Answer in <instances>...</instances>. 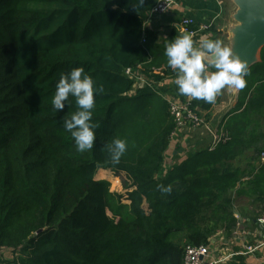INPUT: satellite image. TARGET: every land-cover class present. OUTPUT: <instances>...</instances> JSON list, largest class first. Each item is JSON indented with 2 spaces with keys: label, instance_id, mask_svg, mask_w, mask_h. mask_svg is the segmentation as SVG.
<instances>
[{
  "label": "trees",
  "instance_id": "1",
  "mask_svg": "<svg viewBox=\"0 0 264 264\" xmlns=\"http://www.w3.org/2000/svg\"><path fill=\"white\" fill-rule=\"evenodd\" d=\"M156 2L0 0V249L16 255L5 264H180L185 246H209L218 231L231 237L238 198L264 214V163L248 158L240 169L264 143V47L217 127L227 139L166 170L175 125L163 83L176 76L167 64L152 73L141 42ZM78 66L102 89L85 152L63 128L75 98L61 112L51 104L60 74ZM140 67L149 86L135 88L124 72ZM219 101L193 99L191 109L210 124ZM114 139L127 142L118 164L106 147ZM99 171L123 176L126 193L111 192Z\"/></svg>",
  "mask_w": 264,
  "mask_h": 264
},
{
  "label": "clouds",
  "instance_id": "2",
  "mask_svg": "<svg viewBox=\"0 0 264 264\" xmlns=\"http://www.w3.org/2000/svg\"><path fill=\"white\" fill-rule=\"evenodd\" d=\"M142 3L143 0H140ZM164 55L167 65L175 72L174 83L182 96L206 103H214L225 88L243 89L248 75L246 63L219 39L202 38L197 45L192 33H182L173 39L165 38ZM51 100L56 112L64 110L75 98L76 111L70 119L63 121V128L71 134L76 150L85 152L93 149L98 122H93L95 95L102 89L95 86L92 76L83 66L61 73ZM112 163L118 164L127 150V142L114 139L106 145ZM163 194H170L171 186L157 185Z\"/></svg>",
  "mask_w": 264,
  "mask_h": 264
},
{
  "label": "crops",
  "instance_id": "3",
  "mask_svg": "<svg viewBox=\"0 0 264 264\" xmlns=\"http://www.w3.org/2000/svg\"><path fill=\"white\" fill-rule=\"evenodd\" d=\"M235 12V6L230 0H177V5L173 7L167 14L162 16H153L147 19V14L144 22V29L146 35V43L152 50V55L149 57V63L155 60V66L151 70L154 74H159L167 64V57L164 55V46L166 43L165 38L168 40L173 39L176 35H181L183 31L180 28V22L182 19H192L194 21L193 29L197 32L194 40L197 45L202 38L219 39L226 46L228 39V29L234 24L232 21V15ZM203 27H207L206 30H201ZM225 36L227 38H225ZM139 76L143 81H146L143 75V67L138 70ZM174 78L169 77L163 83V86L167 88V95L164 97L166 100H180L182 96L178 93L177 87L174 83ZM162 86V85H160ZM229 93V88H228ZM223 90L220 95V104L216 105L210 117L212 123H217L214 132L217 134V127L223 126L229 114L234 110L236 106V100L232 97L227 100L228 105H224V98L222 99ZM230 94V93H229ZM211 112V113H212ZM211 125V124H210ZM212 126V125H211ZM213 128V126H212ZM220 133L222 134L221 128ZM192 132L183 133L178 135L169 144L168 153L165 157V169L168 170L172 165L181 163L186 159V152L189 149H194L195 142H200L206 146L208 152L212 151L213 142L211 136L198 132L203 138H194ZM205 133V132H204ZM225 138L227 139L226 135ZM193 140V142H192ZM202 151V150H201ZM197 151V152H201ZM245 155V154H244ZM243 155V156H244ZM102 171L97 173L99 180ZM96 175V177H97ZM111 177V175L108 173ZM113 178V177H111ZM97 179V180H98ZM242 197L238 198L241 199ZM249 198V197H248ZM237 199V200H238ZM251 208V214L254 218H250L247 211H242V215L236 208V219L238 220V228L233 232L230 238H227L222 231H218L216 235L210 240L209 248L213 253L214 259L223 260L222 264H264V247L255 251L252 254H244L245 247L254 246L261 240V232L257 221L260 218H264L262 212V206L256 201H248ZM7 250V249H6ZM216 257V258H215Z\"/></svg>",
  "mask_w": 264,
  "mask_h": 264
},
{
  "label": "built area",
  "instance_id": "4",
  "mask_svg": "<svg viewBox=\"0 0 264 264\" xmlns=\"http://www.w3.org/2000/svg\"><path fill=\"white\" fill-rule=\"evenodd\" d=\"M176 5L177 0H157L155 6L150 10V12L147 13V19H150L153 16L165 15ZM193 26L194 21L192 19L184 18L180 22V28L183 33H192L193 37L195 38L197 32L193 29ZM206 29L208 28L203 27L201 30ZM141 42L143 44L146 43L144 33ZM124 74L126 77L134 81L135 88L149 86L148 82L142 80L137 70L127 69L125 70ZM192 100V98L187 96H185L182 100H167L169 113L175 125L174 131L170 136V142L184 132L188 133L202 130L211 136L213 147L219 143H222L223 140H225L224 133L217 135L202 116H198L192 111ZM259 163H264V153L260 154ZM257 223L259 225L258 231L261 232V240L254 246L245 247L244 254H252L264 247V218H260ZM222 262L223 260L213 258V253L208 246H185L180 264H222Z\"/></svg>",
  "mask_w": 264,
  "mask_h": 264
},
{
  "label": "water",
  "instance_id": "5",
  "mask_svg": "<svg viewBox=\"0 0 264 264\" xmlns=\"http://www.w3.org/2000/svg\"><path fill=\"white\" fill-rule=\"evenodd\" d=\"M230 1L235 6L232 15L234 24L228 29L226 46L246 63L248 71L259 62V54L264 47V0ZM240 90L229 88L231 97L236 101Z\"/></svg>",
  "mask_w": 264,
  "mask_h": 264
},
{
  "label": "rangeland",
  "instance_id": "6",
  "mask_svg": "<svg viewBox=\"0 0 264 264\" xmlns=\"http://www.w3.org/2000/svg\"><path fill=\"white\" fill-rule=\"evenodd\" d=\"M225 38H227L226 36H225ZM224 98V101L225 102H223L224 103V105H228L229 103L227 102V100L228 99H230L231 98V95L228 93V88H225L224 90H223V94H222V99ZM219 104H220V101H219ZM218 105V104H217ZM212 114H213V112L211 113V116H212ZM219 122V120L217 119V121L216 122H214V123H212V120L210 121V124L213 126V128H212V126L209 124V126H210V128L213 130V129H215L216 127H214V126H216L217 125V123ZM198 132H202L203 134H205L206 135V133H204L203 131H197V132H192L190 135H192L193 134V136H194V138H199V139H201V138H203L204 136H201ZM263 132H264V127H263ZM208 135V134H207ZM192 142H193V140H192ZM194 145H195V147H194V149H189L187 152H186V157H188V156H190V155H192V154H195V153H197V151H204V149H206V146L205 145H203V144H201L200 142H195L194 143ZM262 145H264V143H262L259 147H260V154L261 153H264V147L262 146ZM201 151V152H202ZM207 151V150H206ZM245 155L244 156H242V160H240L241 161V167H240V169L241 170H244V168L246 167L245 166V163H247V159L248 158H257V160L259 159V156H260V154L257 156V155H255L254 153H244ZM257 156V157H256ZM173 166H175V164L174 165H172L168 170H170V169H172L173 168ZM236 166V165H235ZM105 178L104 180H106V181H108V182H110V191L111 192H116V193H118V194H124V193H126V190H124L123 189V183H124V178H123V176H118V179L117 178H115V175H113V179H116L117 181H118V184H113V182H112V179L109 177V176H106V175H103V176H101L100 178ZM96 179H98V175H97V177H96ZM99 180V179H98ZM249 200H251L250 198H248L247 196H244V197H242L241 199H238V200H235V206L237 207V210L239 211V213L242 215V212H241V210L243 211H247V213L250 215V218H254L253 217V215L251 214V206H250V204H249ZM16 256V255H15ZM14 255H12V253H11V251L10 250H6V249H0V264H5V263H7V262H11L13 259H14V257H15Z\"/></svg>",
  "mask_w": 264,
  "mask_h": 264
}]
</instances>
